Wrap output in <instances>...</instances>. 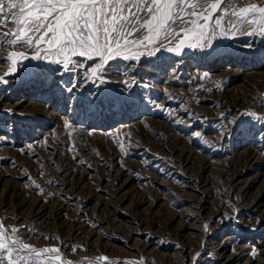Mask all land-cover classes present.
Returning a JSON list of instances; mask_svg holds the SVG:
<instances>
[{"label":"rangeland","instance_id":"obj_1","mask_svg":"<svg viewBox=\"0 0 264 264\" xmlns=\"http://www.w3.org/2000/svg\"><path fill=\"white\" fill-rule=\"evenodd\" d=\"M110 63L100 87L35 61L0 85V224L53 264H264V37Z\"/></svg>","mask_w":264,"mask_h":264},{"label":"snow or ice","instance_id":"obj_2","mask_svg":"<svg viewBox=\"0 0 264 264\" xmlns=\"http://www.w3.org/2000/svg\"><path fill=\"white\" fill-rule=\"evenodd\" d=\"M0 29H5L0 31V85H7L6 77L25 68L26 61H35L59 66L69 75L87 67L84 81L100 87L108 82L105 66L111 69L110 62L116 59L139 66L142 58L162 53L206 52L217 41L264 37V6L250 0H0ZM61 86L72 94L71 108L80 85L73 79L70 85ZM246 115L264 124V115ZM73 127L69 119L63 120L65 130ZM193 135L199 138L200 133ZM120 149L124 150L123 142ZM203 227L206 232L210 229L208 224ZM34 235L22 238L18 226L0 224V264H53L61 259L59 247L37 248L26 242ZM70 247L75 249V245ZM247 255L255 257L256 252ZM64 264L73 261L65 259Z\"/></svg>","mask_w":264,"mask_h":264},{"label":"bare ground","instance_id":"obj_3","mask_svg":"<svg viewBox=\"0 0 264 264\" xmlns=\"http://www.w3.org/2000/svg\"><path fill=\"white\" fill-rule=\"evenodd\" d=\"M264 84V83H263ZM3 98L2 97H0V101L2 100ZM21 101V100H20ZM18 103H20L19 101L16 103V104H18ZM104 138V137H103ZM3 137L2 136H0V145L3 143ZM76 173V172H75ZM115 182V181H114ZM110 193V192H109ZM70 195V194H69ZM59 205V204H58ZM81 218V217H80ZM116 219V218H115ZM103 220V219H102ZM105 220V219H104ZM108 222V221H107ZM114 222V219L113 220H111L110 221V223L108 224V225H112V223ZM78 230V229H77ZM76 230V231H77ZM228 239H229V237H227ZM69 241V240H68ZM229 242V241H228ZM228 242H226V243H228ZM223 243V242H222ZM219 247V246H218ZM238 248V247H237ZM240 249V248H239ZM244 250V249H243ZM239 252V251H238ZM236 259V258H235ZM233 259L232 258H230V257H227L226 259H225V264H229L231 261H232ZM224 262V261H223Z\"/></svg>","mask_w":264,"mask_h":264}]
</instances>
